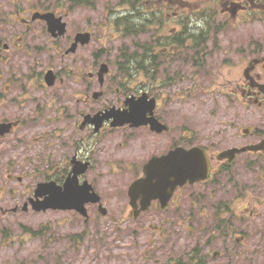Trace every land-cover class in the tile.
I'll list each match as a JSON object with an SVG mask.
<instances>
[{"label": "flooded vegetation", "instance_id": "flooded-vegetation-1", "mask_svg": "<svg viewBox=\"0 0 264 264\" xmlns=\"http://www.w3.org/2000/svg\"><path fill=\"white\" fill-rule=\"evenodd\" d=\"M125 1L128 2L126 9L138 23L137 25L141 23L142 37L144 38L141 48L142 52L147 54L145 65L149 64V59L151 62L153 56L154 64H158L162 77H165L168 83L184 80L185 75H183L181 68H177L183 59L187 61V66L194 69L192 77L210 83L209 85L213 87V92L216 94L229 96L225 87L228 84H233L236 89L231 96L240 103H245L248 100L258 102L261 106L264 105V46L261 42L262 37L249 36L255 39L253 42L254 51L251 52V49L247 48L241 41L238 46H233L228 40V36H225L227 32L222 29L225 26L230 27V23H232V28L238 32L244 29L254 30L256 33L264 31V0H122L119 3L122 4ZM97 2L98 0L91 1L92 4ZM23 11V9L15 8L13 14H5L0 9V28L8 26L11 20L8 17H12V27H15L17 22L31 30L27 32V37L30 35L29 37L35 38V35L40 34L52 45L58 43L57 40L49 38V33L34 30L35 22H40L46 26L45 23L26 21L22 14ZM213 20L219 21L215 24L216 31L210 30L207 26L208 21L212 24ZM3 38L0 36L2 43L0 47V155L5 164L1 172L5 179L3 195L0 196V216L2 218L20 213V210L24 213L29 212L25 208L36 197L35 187L38 174L39 176L46 174L45 181L54 180L63 185L65 178L76 167L86 174L84 179H89L91 174H95V167L99 164V156L97 155L99 151L105 150L107 152L109 160H105V165H109L114 172L117 167L122 166L118 163L120 158L129 157L135 153L131 148L132 146H139L140 148L144 146L146 150L144 163L129 164L126 168V172L134 180H137L143 176L146 163L151 158L162 157L181 146H197L192 139L196 138L193 132L186 128L182 129L181 125L172 126L163 119L161 110L163 107L166 108V99L164 98L163 102L159 101L149 90L147 93L157 100V107L154 110L155 117L158 123L168 126L167 131L159 133L149 126L141 129L133 127L113 129L110 128L109 124H106L99 132H96L95 128L90 125L81 127L85 115H92L99 111L96 109L87 114L85 112L86 108L91 105V89L88 92L84 90V94L78 96L75 103L73 102L70 112L63 101V99H67V96L59 102V100L53 99V94L47 90L49 87L45 76L49 71H54L53 69L44 67L43 71L36 74L29 67H19L16 64L6 62L8 54L20 52L26 45V35L11 34L8 39ZM220 39L225 40L221 43ZM221 44L223 46H214ZM43 46L45 47V45ZM44 47L34 46L38 51H45ZM221 47L224 48L225 55L221 56V59L224 60H217L219 67L213 70L211 64L217 55L221 54ZM25 53L30 55L28 51ZM93 55L97 54L95 52L91 54L92 71L96 72L101 62ZM148 56L150 57L148 58ZM222 66L224 70L234 67L236 70L231 72L233 77H225L223 73H220ZM145 70L144 75L151 78L148 68ZM78 83L85 85L84 78H79ZM194 87L196 88V85ZM32 88L37 93L39 90L43 92L36 95L32 92ZM197 88V92H201ZM113 91L120 96L126 94V91L121 87H116V84L106 85L103 97L111 95ZM182 92L181 90L180 99L187 100L188 97L193 96L191 90L189 93ZM42 96L45 98L44 102L41 101ZM116 105L120 106L119 104ZM188 112L193 114L191 110ZM78 117L79 120H73ZM71 119L76 127L78 125V129L69 132ZM170 133L174 135V138L166 144L163 140L171 135ZM253 135H259L263 140L264 130L255 129ZM183 139L191 141L190 144H183ZM67 145L72 147L71 155H66ZM218 145L209 142L202 146L209 155L211 176L207 181L195 186L207 187L211 183L219 189L223 177L229 180L234 175L235 168L238 171L244 169L245 161L244 158H241L243 156L237 157L234 162H230L229 158L218 159L221 153V150L217 149ZM129 147L127 154L118 156L120 151L127 150ZM17 150H22L19 159L14 154ZM10 152H13L12 157H9ZM55 152L61 153L58 155V159H56ZM123 169L125 170V166ZM31 176L36 177V179L33 185L27 187L24 184L27 178ZM195 186L186 185L182 192L183 198H186L188 192ZM13 188L24 193V198L20 199V195L17 199L12 198L10 193L14 192ZM180 195L181 190L174 195L169 207L165 209L158 202H154L149 212L168 214V211L172 213L185 211L187 207L181 208L179 206ZM187 209L194 214L206 212L200 206H190ZM129 213L132 216L135 215V211L131 208H129ZM138 218L150 220L148 213L141 214ZM140 225L143 229L149 230V237L158 236L159 242H165L166 238H171L170 235L177 228L176 225L167 223L164 219L157 226L150 221ZM147 241L157 242L150 238L146 239ZM0 245L7 244L0 242ZM195 251H198V246H196ZM222 254L223 252L213 251L212 254L206 256V260L219 259ZM175 259L176 256L173 257V260Z\"/></svg>", "mask_w": 264, "mask_h": 264}, {"label": "rangeland", "instance_id": "rangeland-1", "mask_svg": "<svg viewBox=\"0 0 264 264\" xmlns=\"http://www.w3.org/2000/svg\"><path fill=\"white\" fill-rule=\"evenodd\" d=\"M11 0H0V9L5 14H12L13 8L11 9L10 2ZM30 4L36 5V0H28ZM56 2V0H53ZM107 2L110 4V9H115V4L118 2L117 0H100L97 2L94 8L88 9H76L73 13L72 19H70L71 30L68 32L69 37H73L75 32H80L81 30H92L94 39L87 49L79 52L78 56L75 55L73 58L71 56H56L53 49L49 48V44L43 38V35H35V38L27 37V32L31 31L28 28L22 26L21 24L15 25V27L11 26L13 23L12 17H8L10 20V24L5 26L4 28H0V36H3L5 39H8L11 34H18L19 36H25L26 45L22 48L20 52L10 53L7 55V63L16 64L19 67H29L36 74H39L44 70V67L53 69L56 71H62L64 66L67 65V69L69 66L72 73L74 70H77L78 60L81 61V56L85 60V66L83 68L82 73H88L92 71L91 64V54L95 51H101L102 53L99 55V58L108 62L110 64L112 74L108 77V82L114 81L116 87H119V83H122L126 86H129L133 92L127 93L126 97L129 95H140L142 93V85L145 83L149 85V82L143 77L142 73L135 74L132 78H130V72L126 75L116 68L115 62L119 57V48L122 46V42L125 39H116L114 36V31L105 33L101 30L99 23H103L102 19L109 17V12L105 10L104 5ZM14 4V3H13ZM23 7L26 8V3L23 4ZM28 13V11H25ZM64 14V12H60ZM30 16H28V19ZM219 21H215L210 25V30L216 28L215 24ZM37 30V32H41L42 26L40 24H36L33 28ZM224 29L227 33L225 36H228V40L231 42L233 46H238L239 42H243L247 48L253 50L254 46V38H250L249 36H261L262 46H264V31L257 32L252 30H242L241 33L233 32L230 27L225 26ZM264 30V26H263ZM221 31V30H218ZM133 43H141V39L137 38V36H133ZM3 38V39H4ZM143 38V37H142ZM131 39V38H130ZM227 39V38H225ZM225 39H220L221 43ZM66 42H61L59 45H64ZM249 44V45H248ZM35 45H43L47 46L45 51H38L34 48ZM124 51L126 54H132V47L130 46V40L126 39ZM220 46H223L222 44ZM67 47V46H64ZM45 48V47H44ZM113 48L117 50H113ZM264 49V48H263ZM109 50H113L110 54H108ZM25 51H28L30 55H27ZM224 54V48L221 47V54H218L213 64H211V69L216 70L219 65L218 61L222 58L221 56ZM225 55V54H224ZM227 56V55H226ZM141 56L139 55L137 60ZM52 59V60H50ZM218 60V61H217ZM224 59H221V61ZM187 61L182 59L181 63L177 68H181L183 75L185 78L183 82L177 83L175 85H171L172 87L165 89V86H161L162 81L159 82L157 89H152L154 91V95L159 94L165 96V106L166 108H162L161 113L163 119L170 123L172 126L181 125V128H186L188 131H191L196 134L198 139L197 142L207 143L208 141L220 142L221 147L225 148L226 146L231 145H240L243 142L248 143V138H241L238 140L237 135L241 133L244 129L247 128H255V126L264 125V108L261 110L257 107L256 104L245 105L244 109H241L238 104H232L233 97L223 96L222 94H216L213 92V87L209 85L210 83H205V81H199L196 77H192L194 69L192 67L187 66ZM236 69L234 67H230L229 69H223V66L220 69V73H223L225 77L231 76V72L233 73ZM233 77V75L231 76ZM62 78H65L64 76ZM71 78L64 79V82L61 86H58L56 89L68 88L66 92L67 99H63L65 102V106L70 109L73 102L78 99V96H81L79 90H83L86 88L88 90L89 85L91 84V93L99 90V85L95 80L92 83L86 84V87L83 85L79 86L76 83L72 82ZM88 82V81H87ZM194 83V84H193ZM201 92H197L196 88ZM229 86H227L228 89ZM76 88L78 90H76ZM134 88V89H133ZM48 88V92L53 94V97L56 99L57 96L55 94V90ZM130 89V90H131ZM183 91L189 93L191 90L193 92V96L188 97L187 100L180 99L179 91ZM136 91V93H135ZM32 92L36 95L42 94V90H39L38 93L33 90ZM60 93V92H59ZM63 95V94H62ZM41 99L42 102L45 101L44 96ZM120 100H124L123 96L115 95L114 91L109 97L99 102L92 103L89 105L85 112L96 110L97 108L103 107V105H108L109 107H113ZM58 102V101H57ZM247 102V101H246ZM63 103V102H62ZM191 110L193 114H190L188 111ZM69 112V113H70ZM75 121L79 120L78 118L73 119ZM72 119L69 124V132L76 131L78 129L75 126V123ZM80 122V121H79ZM163 142L168 144L173 140L174 135L170 133ZM237 140V141H236ZM135 153L130 155L129 157H123L118 160L119 165L121 167H117V171L113 172V169L109 165H105V160H109V155L104 150L102 152H98V162L99 164L95 167V174H91V177L87 179L93 185H96V190L103 196L106 203L109 207L110 213L108 214L107 220L101 216L96 215V208L90 207V219L89 222L86 223L85 219H82L71 212H47V213H36L32 210L24 213L19 211L20 213L15 214V217L9 216L11 218L7 219L6 222L0 221V242H5L7 245H0V264H154L155 261H160L159 264H164L167 261L168 257H174L179 254V251L189 249L192 245L191 242H186L181 240V242H171L170 244L165 245H157L155 249H150V244L146 239H149L150 233L147 231H143L144 235H140L138 233L139 238L127 237L124 238L121 242H116L122 234H115L117 228H128L133 227L136 224L129 221L127 218L128 214H125V205L128 204V198L125 196L123 192L118 198L112 199L111 197L115 195L116 191L121 192L123 186L125 187L128 183L132 181V177L126 172V168L129 164L144 162L146 158V150L144 146L141 148L139 146L131 147ZM127 150H122L119 152L118 156L127 154ZM1 152V151H0ZM65 152L66 155H71L72 147L70 145L66 146ZM15 157L19 159L22 154V150H17L14 152ZM56 159H58V155L61 153H56ZM13 152H10V156L12 157ZM132 157V158H131ZM259 165L262 168V172L264 174V159L259 161ZM5 166L3 162V158L0 155V169H3ZM125 166V170L123 169ZM235 168L234 173L237 175L243 184L251 185L247 187L246 196L243 197L241 194L240 197L236 193H229L226 195V192H219V199L225 197L226 200L230 198L233 202V207L238 208L243 206L245 203H251L254 207L260 209L255 210L254 212L259 211L260 215H258L255 219H249V217L244 216V218H239L235 220V226L237 229L250 231L252 242H248L243 246H235V242L231 240L217 239L213 246L205 247L204 250L206 252H210L212 254L213 251L223 252L222 256L219 259L210 260L209 264H223L227 262V247L231 248L232 251H239L242 255L240 263L248 264H264V238L263 242H260L259 236L254 237V229L255 227L264 226V175H259L261 172L260 169L257 170H249V169H241L240 171H236ZM261 176V178L259 177ZM37 181H42L43 175L37 176ZM36 177H28L25 186L29 187L34 184ZM3 181V176H0V182ZM36 181V182H37ZM225 186L228 182L227 178H223ZM253 183H257L256 186H252ZM13 193H10L11 197L17 199L20 195V199H23L25 194L20 192L17 188H13ZM2 195V194H1ZM0 195V196H1ZM123 195V196H122ZM260 200V201H259ZM237 214H240L239 209L235 210ZM188 214L182 215L180 219V224L185 226V230L182 228L178 229L179 232H185L186 230L195 231L197 228H200L201 224L205 227L209 228L206 224L207 217H200L198 215H192V219L190 221L187 220ZM209 218V214H207ZM192 221H194L192 223ZM186 222V224H184ZM189 222V224H188ZM47 228V229H46ZM31 230L39 232L43 229V234L36 236L28 235L23 230ZM46 229V231H45ZM182 229V230H181ZM181 230V231H180ZM253 230V231H252ZM264 231V228H263ZM79 232L85 233L83 235L84 242H74L70 240L69 236L72 234H77ZM264 233V232H263ZM7 236L6 239L3 237ZM255 239V240H254ZM135 241V242H133ZM203 242V241H202ZM205 242V241H204ZM156 243V242H155ZM154 243V244H155ZM206 243V242H205ZM204 243V244H205ZM202 244V245H204ZM153 245V244H152ZM238 245V244H236ZM203 248V247H202ZM154 254V257L148 256L150 253ZM145 254V257H144ZM234 262H237V259H234Z\"/></svg>", "mask_w": 264, "mask_h": 264}, {"label": "water", "instance_id": "water-1", "mask_svg": "<svg viewBox=\"0 0 264 264\" xmlns=\"http://www.w3.org/2000/svg\"><path fill=\"white\" fill-rule=\"evenodd\" d=\"M43 19H46L49 23H52L51 16H45ZM107 72L106 68L102 70V75ZM182 162L178 163L175 167V183H182L187 179L197 180L203 177L204 167H207V161L205 157L202 155H197L195 151H189L188 153H183ZM70 201L64 207L66 208H78L79 206L73 203L75 199H81L80 197H74L72 193H70ZM87 199V198H83ZM53 207H62L57 204H52Z\"/></svg>", "mask_w": 264, "mask_h": 264}, {"label": "trees", "instance_id": "trees-1", "mask_svg": "<svg viewBox=\"0 0 264 264\" xmlns=\"http://www.w3.org/2000/svg\"><path fill=\"white\" fill-rule=\"evenodd\" d=\"M182 264H184V263H182ZM188 264H191V263H188Z\"/></svg>", "mask_w": 264, "mask_h": 264}]
</instances>
